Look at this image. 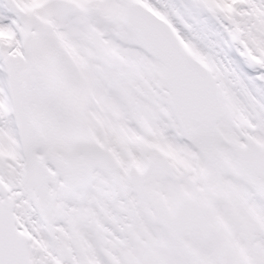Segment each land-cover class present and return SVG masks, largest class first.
<instances>
[{"label": "snow or ice", "instance_id": "obj_1", "mask_svg": "<svg viewBox=\"0 0 264 264\" xmlns=\"http://www.w3.org/2000/svg\"><path fill=\"white\" fill-rule=\"evenodd\" d=\"M0 264H264V0H0Z\"/></svg>", "mask_w": 264, "mask_h": 264}]
</instances>
